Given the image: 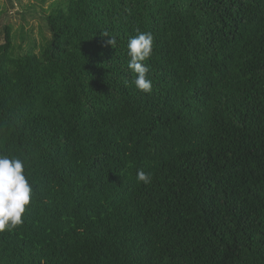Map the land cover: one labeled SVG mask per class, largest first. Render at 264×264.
I'll return each mask as SVG.
<instances>
[{"label": "trees", "instance_id": "obj_1", "mask_svg": "<svg viewBox=\"0 0 264 264\" xmlns=\"http://www.w3.org/2000/svg\"><path fill=\"white\" fill-rule=\"evenodd\" d=\"M43 11L39 50L0 36V151L33 187L0 264H264V0ZM136 29L150 93L127 66Z\"/></svg>", "mask_w": 264, "mask_h": 264}, {"label": "clouds", "instance_id": "obj_2", "mask_svg": "<svg viewBox=\"0 0 264 264\" xmlns=\"http://www.w3.org/2000/svg\"><path fill=\"white\" fill-rule=\"evenodd\" d=\"M113 46L116 38L109 41ZM154 37L151 32L136 29L127 43L128 69L136 74L135 87L145 93L152 91L149 66L145 63L153 52ZM26 164L22 158L0 151V233L12 231L23 223V215L30 205L33 187L25 174ZM137 182L145 185L152 181L151 173L138 170Z\"/></svg>", "mask_w": 264, "mask_h": 264}, {"label": "rangeland", "instance_id": "obj_3", "mask_svg": "<svg viewBox=\"0 0 264 264\" xmlns=\"http://www.w3.org/2000/svg\"><path fill=\"white\" fill-rule=\"evenodd\" d=\"M59 1L61 0H0V36L8 25L19 48L27 51L36 43L35 50H39V44L50 36L44 25L43 9L49 11ZM2 38L3 36L1 40Z\"/></svg>", "mask_w": 264, "mask_h": 264}]
</instances>
